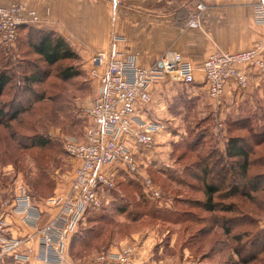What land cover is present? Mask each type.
Instances as JSON below:
<instances>
[{"label": "rangeland", "instance_id": "374dc122", "mask_svg": "<svg viewBox=\"0 0 264 264\" xmlns=\"http://www.w3.org/2000/svg\"><path fill=\"white\" fill-rule=\"evenodd\" d=\"M13 3L24 5L14 0L6 6ZM26 26H19L10 44L0 42V70L6 69L13 76L0 106L8 115L15 107L22 108L15 119L3 118L2 123L8 126L0 124V217H20L23 223L22 216L12 212L20 193L38 208L39 202L51 205L50 198L71 193L78 162L67 154L64 141L84 140L90 124L87 111L98 92L97 79L90 76V59L63 60L61 65L78 69L79 75L60 79L57 65H47L25 44L23 35L32 24ZM37 71L42 80L29 88L23 77ZM176 82L181 86L174 82L175 87L160 92L169 107L167 113L154 116L153 123L159 128L153 132L151 147L129 145L133 169L122 163L111 165L112 187L104 189L98 196L99 204L86 208L74 230L66 235L63 256L67 263H87L100 253L128 248L134 260L143 264H264V243L260 239L253 242L264 232V191L251 192V198L223 197L221 191L216 194L219 203L233 204L237 210L207 212L200 204L204 199L201 183L194 177L200 173L194 163L213 149L223 152L228 136H249L246 128L234 124L236 119L249 114L255 126L261 123L264 97L248 96V86L233 84V89L228 90V86L221 102L216 103L207 96L204 79L205 90L200 89L195 96L193 83ZM37 135L49 144L26 147ZM253 152L252 160L264 156V145ZM257 172H264V163L250 164L249 173ZM34 181L38 182L36 187ZM52 206L55 212L41 224L40 216L38 226L57 213V207ZM222 213L233 219L228 235L220 227ZM76 234L84 235L89 246L80 247L75 242L72 247ZM35 237L36 243L20 238L19 252L34 249L27 261L2 254L0 264L30 260L43 264L35 255L36 233Z\"/></svg>", "mask_w": 264, "mask_h": 264}, {"label": "built area", "instance_id": "2783aa9c", "mask_svg": "<svg viewBox=\"0 0 264 264\" xmlns=\"http://www.w3.org/2000/svg\"><path fill=\"white\" fill-rule=\"evenodd\" d=\"M202 9L203 5L199 3L197 10ZM253 11L254 21L264 24V0L256 2ZM36 19L34 11L20 3L0 7V42L10 44L19 26ZM197 25L198 12L187 21L189 27ZM194 70L190 61L174 51L165 52L149 67H141L133 56L119 49L115 36L107 50L92 55L90 76L97 79L98 92L87 111L90 124L83 141H64L65 151L78 162L71 193L48 200L57 207V213L42 226H38L39 208L24 193L16 196L12 208L14 214L22 216L24 223L36 228L35 255L43 264H69L63 256L66 235L74 230L86 208L99 204L98 196L104 189L112 187L108 168L122 163L133 169L130 144L151 147L153 132L159 125L140 118L136 109L139 104L151 100L152 84L166 75L182 83H193ZM200 70L207 96L220 103L230 84L240 88L248 86L250 71L264 80V43L257 42L249 49L236 52L216 49L203 60ZM9 226L10 222L0 217V256L11 254L15 260L27 261L34 249L19 252L21 240L9 234ZM78 264L143 263L135 261L127 248L115 253H100L90 262Z\"/></svg>", "mask_w": 264, "mask_h": 264}, {"label": "crops", "instance_id": "0c3cea01", "mask_svg": "<svg viewBox=\"0 0 264 264\" xmlns=\"http://www.w3.org/2000/svg\"><path fill=\"white\" fill-rule=\"evenodd\" d=\"M12 1L0 0V5L6 6ZM18 1L34 11L37 19L31 23L33 27L61 36L82 61H88L98 51L107 50L113 36L119 48L133 56L141 67H149L165 52L180 53L195 67L194 96L200 89L205 90L200 66L209 53L216 49L242 51L257 42L264 43V24L253 19V6L260 0ZM199 3L203 5L202 10H197ZM196 12L198 25L187 26ZM249 76L248 96L264 97V82L253 71ZM170 78L166 75L151 86V101L137 106L136 114L140 118L153 122L155 115L168 112L169 105L160 92L175 87L174 82L181 86ZM231 89L233 84L229 85L228 90ZM38 206L42 210L39 224L56 210L48 203L39 202ZM9 219L12 237H26L30 239L28 243H36L33 227L25 225L20 217L10 216ZM19 264L42 263L30 260Z\"/></svg>", "mask_w": 264, "mask_h": 264}, {"label": "trees", "instance_id": "16d2710c", "mask_svg": "<svg viewBox=\"0 0 264 264\" xmlns=\"http://www.w3.org/2000/svg\"><path fill=\"white\" fill-rule=\"evenodd\" d=\"M21 27L24 28L28 26L21 25ZM29 29L23 35L25 44L33 54L41 58L47 65H57L56 73L60 79L68 80L79 75L78 69L72 66L61 65L63 60L78 58L77 53L70 48L61 36L54 32L37 29L33 26H29ZM37 74H39V71L31 72L29 75L23 77V80L26 81L29 88L31 84L41 82L42 78ZM12 78L13 76L8 73L6 69L0 70V100L7 86H9V84L11 85ZM21 111V107H15L11 111V114L8 115L0 106V124H4L2 123L3 118H8V120L15 119ZM242 116L243 117L236 119L234 124H238L240 128H246L249 136H228L223 147V152H217L216 149H213L208 152L203 159H199L194 163L199 167L200 173H198L199 175H194L195 173L192 174L199 179L201 183V192L204 199L200 204L203 210L207 212H216L217 210L220 212H228L235 209L237 210V207L233 204L222 205V203H219L216 199V194L221 191L223 192V197L240 195L248 198H251L250 193L253 191H264V172L249 173L250 164L264 163V156H260L254 160L251 159L254 148L264 145V117H260L261 123L255 126L256 122L252 121L249 114H243ZM231 124L233 123L231 122ZM4 126H8V124H4ZM48 144V140L37 135L30 138V143L26 145V147H46ZM213 156L215 158L210 164L209 162ZM212 164L216 166L214 167ZM37 183L38 182L34 181L33 185L36 187ZM239 216L242 215L239 214ZM220 218L222 221L220 227H222L224 235H228L233 219L230 216L223 215V213L219 219ZM212 224L216 225L214 222ZM83 236L84 235L81 234L74 235L71 246L73 247L75 242L80 247L89 246L88 239ZM253 239V242L259 241L260 239V243H264V232L256 235ZM238 251H236V254H239ZM251 258H253L252 255ZM246 261L243 260V263Z\"/></svg>", "mask_w": 264, "mask_h": 264}]
</instances>
